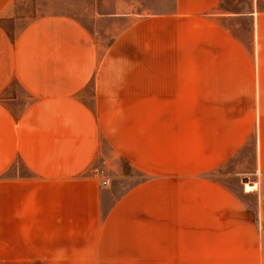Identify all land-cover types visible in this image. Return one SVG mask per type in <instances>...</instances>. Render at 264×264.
<instances>
[{
    "label": "crops",
    "instance_id": "1",
    "mask_svg": "<svg viewBox=\"0 0 264 264\" xmlns=\"http://www.w3.org/2000/svg\"><path fill=\"white\" fill-rule=\"evenodd\" d=\"M225 1L176 0L170 14L130 22L101 12V0H0V155L9 143L12 155L56 157L70 170L102 135L148 174L110 209L94 245L10 244L6 259L0 245V264H258L257 244H211L194 223L220 203L205 174L226 156L219 140L211 147L208 110L225 98L208 93L242 90L243 70L258 92L264 74V0ZM221 19L244 20L249 38ZM93 39H116L100 65ZM256 144L262 169L259 128Z\"/></svg>",
    "mask_w": 264,
    "mask_h": 264
},
{
    "label": "rangeland",
    "instance_id": "2",
    "mask_svg": "<svg viewBox=\"0 0 264 264\" xmlns=\"http://www.w3.org/2000/svg\"><path fill=\"white\" fill-rule=\"evenodd\" d=\"M244 2L226 0L222 4L226 8H240ZM100 4L101 12L128 13L132 22L143 16L170 14L175 10L176 0H101ZM221 24L237 36L249 38L248 23L244 20L221 19ZM118 30L116 28L115 33ZM115 40H92L97 49L98 65ZM258 66L262 72L264 61H259ZM243 71L240 77L242 90L208 93L211 101L225 98V106H211L208 110L211 147H216L219 140L220 149H224L226 156L205 174L220 188V203L207 207L205 214L195 212L203 218L194 223L195 228L206 229L204 238L208 243L257 244L258 264H262L264 168L258 169L256 163V142L257 128L264 130V74L257 77V92L253 83L256 77ZM207 79L219 83L218 77L209 76ZM251 83L252 91L249 89ZM85 93L91 99V84ZM9 110L18 118L21 109ZM87 160L84 165H70L74 169L68 170V165L64 168L65 163L56 157L49 161L39 154L28 157L12 155L7 143L0 155V245L3 246V259L9 256L10 244L94 245L110 209L148 177L113 149L102 135L98 138L95 154Z\"/></svg>",
    "mask_w": 264,
    "mask_h": 264
},
{
    "label": "built area",
    "instance_id": "3",
    "mask_svg": "<svg viewBox=\"0 0 264 264\" xmlns=\"http://www.w3.org/2000/svg\"><path fill=\"white\" fill-rule=\"evenodd\" d=\"M106 183V181H104Z\"/></svg>",
    "mask_w": 264,
    "mask_h": 264
}]
</instances>
